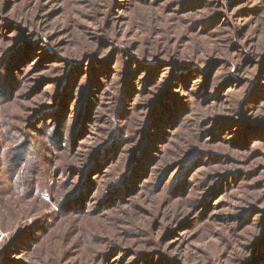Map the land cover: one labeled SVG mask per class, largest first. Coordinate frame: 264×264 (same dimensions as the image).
Instances as JSON below:
<instances>
[{"label":"rangeland","instance_id":"374dc122","mask_svg":"<svg viewBox=\"0 0 264 264\" xmlns=\"http://www.w3.org/2000/svg\"><path fill=\"white\" fill-rule=\"evenodd\" d=\"M0 264H264V0H0Z\"/></svg>","mask_w":264,"mask_h":264}]
</instances>
